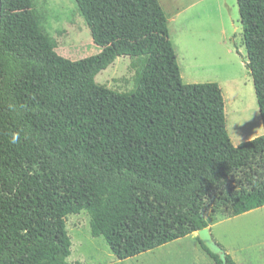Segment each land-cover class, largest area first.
<instances>
[{
	"label": "trees",
	"instance_id": "1",
	"mask_svg": "<svg viewBox=\"0 0 264 264\" xmlns=\"http://www.w3.org/2000/svg\"><path fill=\"white\" fill-rule=\"evenodd\" d=\"M236 2L263 132L234 146L217 84L182 83L158 0H73L100 49L77 61L33 0H0V264H69L81 212L123 261L264 206V0ZM118 57L127 93L95 83Z\"/></svg>",
	"mask_w": 264,
	"mask_h": 264
},
{
	"label": "rangeland",
	"instance_id": "2",
	"mask_svg": "<svg viewBox=\"0 0 264 264\" xmlns=\"http://www.w3.org/2000/svg\"><path fill=\"white\" fill-rule=\"evenodd\" d=\"M168 19L169 39L183 84L215 83L222 93L226 131L234 146L263 132L242 38L236 0H158ZM41 27L54 51L70 61L98 54L73 0H33ZM95 83L117 92L133 89L127 57H118L95 76ZM214 241L236 264H264V206L211 222ZM86 212L65 220L71 240L69 264H213L196 235L152 251L117 260L102 238H93ZM208 226V227H209Z\"/></svg>",
	"mask_w": 264,
	"mask_h": 264
},
{
	"label": "water",
	"instance_id": "3",
	"mask_svg": "<svg viewBox=\"0 0 264 264\" xmlns=\"http://www.w3.org/2000/svg\"><path fill=\"white\" fill-rule=\"evenodd\" d=\"M1 9V3H0ZM196 237L200 243L213 255L217 256L218 259L225 263L226 253L223 249L214 241L210 229L208 227L203 228L195 232Z\"/></svg>",
	"mask_w": 264,
	"mask_h": 264
},
{
	"label": "clouds",
	"instance_id": "4",
	"mask_svg": "<svg viewBox=\"0 0 264 264\" xmlns=\"http://www.w3.org/2000/svg\"><path fill=\"white\" fill-rule=\"evenodd\" d=\"M13 142H15V136L13 137Z\"/></svg>",
	"mask_w": 264,
	"mask_h": 264
},
{
	"label": "crops",
	"instance_id": "5",
	"mask_svg": "<svg viewBox=\"0 0 264 264\" xmlns=\"http://www.w3.org/2000/svg\"><path fill=\"white\" fill-rule=\"evenodd\" d=\"M209 229H210V226L208 227ZM210 232H211V230H210ZM203 252V251H202ZM204 253V252H203ZM205 254V253H204Z\"/></svg>",
	"mask_w": 264,
	"mask_h": 264
}]
</instances>
